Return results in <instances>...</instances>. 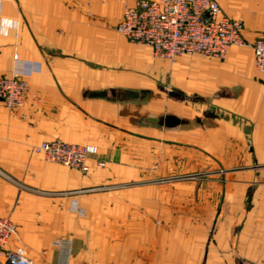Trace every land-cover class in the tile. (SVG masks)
<instances>
[{"label": "crops", "instance_id": "0c3cea01", "mask_svg": "<svg viewBox=\"0 0 264 264\" xmlns=\"http://www.w3.org/2000/svg\"><path fill=\"white\" fill-rule=\"evenodd\" d=\"M215 1L249 43L264 38V0ZM125 2L135 0H0V77L30 87L23 107L0 102V217L17 227L7 250L58 264L54 243L69 239L70 264H264L253 48L157 59L117 32ZM54 140L95 147L90 172L34 152ZM205 152L218 169L207 189L151 184Z\"/></svg>", "mask_w": 264, "mask_h": 264}, {"label": "built area", "instance_id": "2783aa9c", "mask_svg": "<svg viewBox=\"0 0 264 264\" xmlns=\"http://www.w3.org/2000/svg\"><path fill=\"white\" fill-rule=\"evenodd\" d=\"M117 32L129 41L149 46L155 58L172 62L182 55L195 54L224 60L233 47H252L256 67L264 74V38L249 43L243 35V22L225 15L215 0L125 2L124 17ZM29 91V83L19 74L0 77V102L10 110L23 107ZM34 152L49 162L85 175L90 172L89 161L97 153L95 147L59 140L44 142ZM74 211L85 215L78 207ZM16 234L15 223L10 218L0 217V264H33L25 250H7ZM72 243L69 239L54 243L60 253L58 264H70Z\"/></svg>", "mask_w": 264, "mask_h": 264}, {"label": "rangeland", "instance_id": "374dc122", "mask_svg": "<svg viewBox=\"0 0 264 264\" xmlns=\"http://www.w3.org/2000/svg\"><path fill=\"white\" fill-rule=\"evenodd\" d=\"M245 154H242L241 158H245ZM201 158L202 160L200 158L192 160L187 171L160 177L151 184L158 190L167 188L173 192L181 191V188L187 192L197 188L207 189V184L212 181L214 175L218 174V169L213 167L216 157L213 153L205 152ZM178 215L177 218H180L181 214Z\"/></svg>", "mask_w": 264, "mask_h": 264}, {"label": "water", "instance_id": "95a60500", "mask_svg": "<svg viewBox=\"0 0 264 264\" xmlns=\"http://www.w3.org/2000/svg\"><path fill=\"white\" fill-rule=\"evenodd\" d=\"M167 121H168V124H173L175 122L173 118H169Z\"/></svg>", "mask_w": 264, "mask_h": 264}]
</instances>
